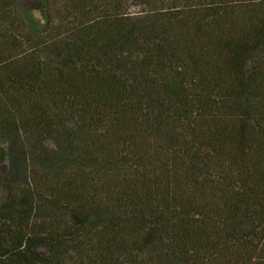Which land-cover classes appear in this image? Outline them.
Listing matches in <instances>:
<instances>
[{
  "label": "trees",
  "instance_id": "1",
  "mask_svg": "<svg viewBox=\"0 0 264 264\" xmlns=\"http://www.w3.org/2000/svg\"><path fill=\"white\" fill-rule=\"evenodd\" d=\"M129 1L0 0V264H264V0Z\"/></svg>",
  "mask_w": 264,
  "mask_h": 264
},
{
  "label": "rangeland",
  "instance_id": "2",
  "mask_svg": "<svg viewBox=\"0 0 264 264\" xmlns=\"http://www.w3.org/2000/svg\"><path fill=\"white\" fill-rule=\"evenodd\" d=\"M141 2L140 0H130L127 6L124 8L125 12L132 14V15H137V14L142 13L143 11L147 13L145 10H154L160 7L170 8L171 4H173L172 2H170V0H158V1H155V3L152 0L148 3L149 5H146V7H144L145 5L144 6L141 5ZM0 144H1V140H0ZM5 170H6V166L1 167V171L3 173L5 172Z\"/></svg>",
  "mask_w": 264,
  "mask_h": 264
}]
</instances>
